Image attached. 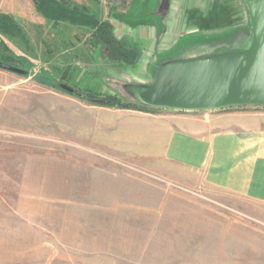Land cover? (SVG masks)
I'll return each mask as SVG.
<instances>
[{
  "label": "rangeland",
  "instance_id": "obj_1",
  "mask_svg": "<svg viewBox=\"0 0 264 264\" xmlns=\"http://www.w3.org/2000/svg\"><path fill=\"white\" fill-rule=\"evenodd\" d=\"M73 1L111 21L116 37L140 54L134 64L110 60L89 28L56 25L32 0H0V12L29 39L0 32V56L12 53L8 63L27 71L0 68V264H110L112 254L92 251L96 241L111 246L118 234L134 239L149 230L165 233L153 244L165 242L192 264H264V204L209 185L204 173L160 149L151 155L149 144L165 138L150 141L148 121L129 116L160 111L141 105L149 103L147 87L161 58L247 48L254 27L240 0H171L163 35L161 0ZM194 5L196 19L213 29L198 26L189 33L186 16ZM240 21L238 28L214 29ZM256 111L264 108L160 116L175 128L184 123L217 130ZM131 176L137 186L152 185L145 192L149 214L136 212L142 206L112 203L133 194L120 189L133 186Z\"/></svg>",
  "mask_w": 264,
  "mask_h": 264
},
{
  "label": "crops",
  "instance_id": "obj_2",
  "mask_svg": "<svg viewBox=\"0 0 264 264\" xmlns=\"http://www.w3.org/2000/svg\"><path fill=\"white\" fill-rule=\"evenodd\" d=\"M195 6L191 7L192 9L189 11L191 16H186V23L193 25L195 30L199 29L198 26H202L200 28L212 27V25H207L206 21H200V17L196 19V13L193 10ZM175 10L179 12L181 9L175 8ZM205 16L207 15L201 17ZM168 113L187 115L184 117H197L198 115V113L181 114L166 111L149 112L142 116L129 115L148 121L146 124L149 127L146 135L149 140L151 139L150 141H153L152 138L154 140L165 138V143L149 144L148 149H151V155H153L152 151L157 152L160 149L161 155L188 163L193 171L204 173V178L209 185L264 204V111L248 112L250 114L247 113L235 119L239 121L238 123L217 130H212L207 126H187L184 123L179 128H175L160 116ZM133 117L132 119H134ZM182 121L189 122V120ZM193 122L195 123V119L192 120ZM131 178L134 179L132 187H135L132 188L130 183H127L120 189L127 192L133 189V194L129 193L128 196H122L121 200L112 203L142 206L135 208L136 212L149 214L151 210L145 206L150 203V200L145 192L152 185L149 183L150 185L147 186H137L136 178L134 176ZM159 213L161 215V212ZM164 234L161 233V230L159 233L157 230L154 232L149 230L145 234L137 232L134 239L129 238L130 235L126 233L117 236L111 234V236L118 237L111 246L107 244V241L102 244H98L99 241H96L92 251L96 254H112L113 260L107 262L110 264H192L180 257L179 252L175 249L171 250L170 248L169 250L165 242L162 244L160 241L158 246L153 244L154 236L162 237L165 236ZM91 236L98 237V233ZM144 236L145 239H143ZM102 245L105 248H102ZM84 247L81 245L78 250L86 252Z\"/></svg>",
  "mask_w": 264,
  "mask_h": 264
},
{
  "label": "water",
  "instance_id": "obj_3",
  "mask_svg": "<svg viewBox=\"0 0 264 264\" xmlns=\"http://www.w3.org/2000/svg\"><path fill=\"white\" fill-rule=\"evenodd\" d=\"M240 2L254 27L251 38L247 40V48L215 51L210 47L188 55L161 58L155 71L154 82L147 87L149 103L141 106L175 113L218 112L246 107L264 108V0ZM160 5L158 13L162 14L163 35L167 28L171 0H161ZM173 7L176 12L175 8L181 9L182 6ZM173 18L177 21L176 15ZM242 22L217 25L214 29H221L226 25L238 28ZM187 24L190 34L199 30ZM211 29L213 27L204 30ZM147 31L148 35L155 34L154 28L149 27ZM206 34L215 37L222 33ZM223 44L226 43H218V46L222 47ZM0 68L23 75L27 73L26 70L3 61H0ZM61 87L69 93L75 92L66 84H62Z\"/></svg>",
  "mask_w": 264,
  "mask_h": 264
},
{
  "label": "trees",
  "instance_id": "obj_4",
  "mask_svg": "<svg viewBox=\"0 0 264 264\" xmlns=\"http://www.w3.org/2000/svg\"><path fill=\"white\" fill-rule=\"evenodd\" d=\"M36 9L48 20L58 25L61 22H68L76 26H84L92 31L97 44L102 49V55L110 60L124 61L134 64L139 57V50L136 46H130L123 39L115 35L114 25L109 20H102L97 13L87 6L73 0H32ZM0 32L10 36H17L25 43H28V36L24 28L9 14L0 12ZM12 53L7 57H1L0 61L10 62ZM9 64V63H8ZM105 105H115V102H102ZM121 107H137L128 103H117Z\"/></svg>",
  "mask_w": 264,
  "mask_h": 264
}]
</instances>
